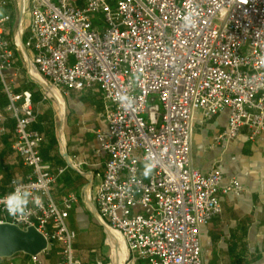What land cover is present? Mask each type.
Wrapping results in <instances>:
<instances>
[{"label": "built area", "instance_id": "1", "mask_svg": "<svg viewBox=\"0 0 264 264\" xmlns=\"http://www.w3.org/2000/svg\"><path fill=\"white\" fill-rule=\"evenodd\" d=\"M23 1L35 70L60 91L102 94L108 128L96 136L108 158L95 203L124 245L126 264H204L200 228L222 212V195L242 186L193 166L194 115L212 119L228 110L217 143L236 140L245 128L264 140V0ZM8 20L0 18V85L16 121L12 147L30 171L0 194V223L35 227L46 238L27 264H84L68 224L79 197H55L66 168L44 160L32 93L15 92L8 80L16 63ZM147 162L155 168L146 178ZM16 190L41 203L10 216L4 197Z\"/></svg>", "mask_w": 264, "mask_h": 264}, {"label": "crops", "instance_id": "2", "mask_svg": "<svg viewBox=\"0 0 264 264\" xmlns=\"http://www.w3.org/2000/svg\"><path fill=\"white\" fill-rule=\"evenodd\" d=\"M6 16L7 36L16 51V63L8 72V80L15 92L32 93L37 112L32 128L43 136L44 160L52 167L66 168L54 195L57 200L69 192H76L79 197L68 219L69 226L77 232V256L84 264H95L101 258L108 260L99 249L104 243L103 233L113 238V247L124 245L97 217L95 195L108 158L96 136V132L108 128L102 94L99 90L63 92L46 82L34 68L33 50L25 46L30 36L31 14L22 8L20 0H0V18ZM47 93L54 97V102ZM7 104V94L0 85V194L9 193L11 181L24 180L30 171L12 147L16 121L7 111ZM228 117V110L212 119H206L201 112L194 115L193 166L203 173L219 170L222 184L235 178L242 186L239 193L222 195V212L201 226L203 263L264 264V140L251 139L245 128L236 140L217 143L215 137L227 130ZM58 252L49 256V263L56 260ZM123 253L126 259V250H117L116 255L121 257ZM28 259L16 254L4 263L27 264Z\"/></svg>", "mask_w": 264, "mask_h": 264}, {"label": "water", "instance_id": "3", "mask_svg": "<svg viewBox=\"0 0 264 264\" xmlns=\"http://www.w3.org/2000/svg\"><path fill=\"white\" fill-rule=\"evenodd\" d=\"M20 1L22 3V8L24 9V1ZM97 217L102 224H105L101 220L99 214H97ZM47 244L48 242L44 235L41 234L35 227L22 229L14 224L0 223L1 257H12L18 253L36 255L45 249ZM115 264H118V260ZM122 264H126V259L122 258Z\"/></svg>", "mask_w": 264, "mask_h": 264}, {"label": "clouds", "instance_id": "4", "mask_svg": "<svg viewBox=\"0 0 264 264\" xmlns=\"http://www.w3.org/2000/svg\"><path fill=\"white\" fill-rule=\"evenodd\" d=\"M155 164L147 162L144 164L143 175L148 177L152 174ZM32 202L36 205L41 203L39 196H34L27 190H16L4 197L5 209L10 216H24L28 213V204Z\"/></svg>", "mask_w": 264, "mask_h": 264}, {"label": "rangeland", "instance_id": "5", "mask_svg": "<svg viewBox=\"0 0 264 264\" xmlns=\"http://www.w3.org/2000/svg\"><path fill=\"white\" fill-rule=\"evenodd\" d=\"M48 96L51 97L52 102L55 101L54 97H52L50 94L47 93ZM58 105V104H57ZM105 231V230H104ZM103 239H104V243L102 244L101 247H99L100 252H105L106 254H103L104 256H106V258H108V260L111 261V264H115L116 261L118 260V264H122V258L124 259V253L121 257H118L116 255L117 250L120 251L121 249L123 250V252L125 251L123 248L124 247H119V246H112L113 245V238H111V236L109 234H107V232L103 233ZM105 246V247H104ZM120 249V250H119ZM100 252H97V254H100ZM102 254V253H101Z\"/></svg>", "mask_w": 264, "mask_h": 264}, {"label": "trees", "instance_id": "6", "mask_svg": "<svg viewBox=\"0 0 264 264\" xmlns=\"http://www.w3.org/2000/svg\"><path fill=\"white\" fill-rule=\"evenodd\" d=\"M57 252H58L57 246L56 247H53V249H52L53 256H55ZM18 254H22V255H26L27 256V254H25V253H18Z\"/></svg>", "mask_w": 264, "mask_h": 264}]
</instances>
